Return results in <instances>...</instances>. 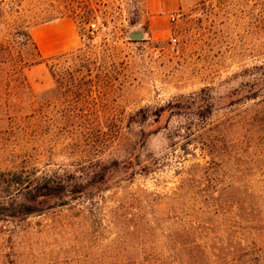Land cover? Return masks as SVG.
Instances as JSON below:
<instances>
[{
    "label": "rangeland",
    "instance_id": "obj_1",
    "mask_svg": "<svg viewBox=\"0 0 264 264\" xmlns=\"http://www.w3.org/2000/svg\"><path fill=\"white\" fill-rule=\"evenodd\" d=\"M58 20L78 46L43 58ZM259 86L264 0H0V202L82 187L0 215V264H264Z\"/></svg>",
    "mask_w": 264,
    "mask_h": 264
},
{
    "label": "trees",
    "instance_id": "obj_2",
    "mask_svg": "<svg viewBox=\"0 0 264 264\" xmlns=\"http://www.w3.org/2000/svg\"><path fill=\"white\" fill-rule=\"evenodd\" d=\"M62 57L61 55L56 57V59ZM257 96H260L262 98L261 103H264V87L259 86L257 88ZM167 108H170V106ZM172 108L178 109L180 108V104L175 103ZM134 166L139 168V171H146L148 163L136 162ZM15 179V183L18 186H22V191L25 192V196L21 200H10L5 203L0 202V215L5 213H11L12 215H29L37 213L39 207L53 205L55 202L69 199L82 191L79 182H68V179L64 178H45L43 184L35 180L23 182L20 175H17Z\"/></svg>",
    "mask_w": 264,
    "mask_h": 264
},
{
    "label": "crops",
    "instance_id": "obj_3",
    "mask_svg": "<svg viewBox=\"0 0 264 264\" xmlns=\"http://www.w3.org/2000/svg\"><path fill=\"white\" fill-rule=\"evenodd\" d=\"M181 0H145V9L150 22L166 19L179 9ZM31 38L37 52L43 58L61 54L78 46V37L73 24L68 20H58L32 29Z\"/></svg>",
    "mask_w": 264,
    "mask_h": 264
}]
</instances>
